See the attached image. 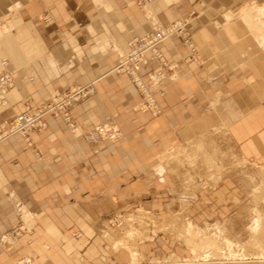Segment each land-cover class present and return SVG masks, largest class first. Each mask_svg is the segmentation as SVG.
Returning a JSON list of instances; mask_svg holds the SVG:
<instances>
[{
  "label": "crops",
  "instance_id": "1",
  "mask_svg": "<svg viewBox=\"0 0 264 264\" xmlns=\"http://www.w3.org/2000/svg\"><path fill=\"white\" fill-rule=\"evenodd\" d=\"M260 5L264 0H156L149 10L134 0H0V69L5 56L16 69L0 126L26 102L39 106L74 84L95 87L71 108L74 128L49 114L33 146L20 134L0 142V264H139L134 248H118L104 216L119 206L165 212L164 183L184 179L185 169L179 157H161L207 146L217 127L240 156L264 165V26L241 13ZM184 19L197 50L188 60L177 33L161 43L175 76L157 94L160 112L140 110L139 90L114 71L119 57L132 37ZM157 66L150 61L141 73ZM106 124L117 138L95 132ZM227 187L198 191L189 213L210 215L208 206L220 203L212 195L222 197ZM159 243L156 236L137 250L153 254Z\"/></svg>",
  "mask_w": 264,
  "mask_h": 264
},
{
  "label": "rangeland",
  "instance_id": "2",
  "mask_svg": "<svg viewBox=\"0 0 264 264\" xmlns=\"http://www.w3.org/2000/svg\"><path fill=\"white\" fill-rule=\"evenodd\" d=\"M146 8L151 10V6ZM241 13L257 16L264 26V5L244 8ZM176 21L188 29L187 19ZM5 57L11 68L10 59ZM207 140V146L188 144L161 157L160 162L179 157L185 169L184 179L162 182L170 186L165 212L119 206L118 211L104 216L118 248H134L132 254L138 255L135 263L264 264V165L240 156L227 138L225 127L215 128ZM158 166L164 172L161 163ZM226 184V194L212 195V201L220 203L208 206L213 210L210 215L197 218L189 213L190 207L198 204V191L210 189L215 193ZM187 193L195 197L182 196ZM156 236L160 239L158 250L139 254L140 242L153 241ZM12 237L10 232L6 245L12 244Z\"/></svg>",
  "mask_w": 264,
  "mask_h": 264
},
{
  "label": "built area",
  "instance_id": "3",
  "mask_svg": "<svg viewBox=\"0 0 264 264\" xmlns=\"http://www.w3.org/2000/svg\"><path fill=\"white\" fill-rule=\"evenodd\" d=\"M140 6H145L155 0H134ZM179 34L184 44L190 49L191 54L187 57L191 60L196 52V47L190 31L181 21L172 22L166 26H155L144 35L134 36L129 41V49L121 54L114 68L119 74H126L137 87L141 94L138 108L153 113L160 112L157 94L164 95L166 92V80L174 78L173 65L169 63L161 43L168 40L173 34ZM150 61L157 62L158 66L147 74L141 73V68ZM15 72L10 68L7 58H3L0 69V106L7 103L8 92L15 84ZM95 93L93 83L87 85L75 84L67 88L57 90L54 95L39 106L32 107L30 102L25 103L24 110L12 120L4 122L0 126V142L14 134H20L29 146H33V134L43 132L47 126V115H53L64 120L70 128L75 127L71 108L76 104L85 102ZM102 138L115 139L119 131L111 124L96 128L95 131ZM92 136V134H91Z\"/></svg>",
  "mask_w": 264,
  "mask_h": 264
},
{
  "label": "bare ground",
  "instance_id": "4",
  "mask_svg": "<svg viewBox=\"0 0 264 264\" xmlns=\"http://www.w3.org/2000/svg\"><path fill=\"white\" fill-rule=\"evenodd\" d=\"M156 1V0H155ZM152 3V2H151ZM151 3H149V4H147V5H145L144 7L146 8V7H150V4ZM258 12V11H257ZM3 106V105H2ZM136 256H138L137 254H136V252H134L133 253V257H134V263H135V261H136Z\"/></svg>",
  "mask_w": 264,
  "mask_h": 264
}]
</instances>
